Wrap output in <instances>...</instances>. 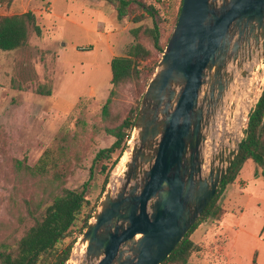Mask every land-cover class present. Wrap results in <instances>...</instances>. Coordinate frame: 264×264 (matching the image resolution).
<instances>
[{
	"label": "rangeland",
	"instance_id": "obj_1",
	"mask_svg": "<svg viewBox=\"0 0 264 264\" xmlns=\"http://www.w3.org/2000/svg\"><path fill=\"white\" fill-rule=\"evenodd\" d=\"M130 1L129 15L123 20L106 0H88L90 17L77 11L79 2H70V20L37 21L42 33L31 30L29 45L14 51L0 50V252L16 253L20 239L65 189H82L87 182V197L96 211L107 188L122 181L126 161L131 159L134 128H123L125 138L120 147L96 156L101 149L112 147L117 140L115 131L126 118L136 120L142 97L163 56L144 31L154 26V19L143 6L157 9L160 43L165 48L182 5V0ZM14 2L0 0V15L21 11L13 10ZM35 4L33 1L27 8ZM63 4L58 1L57 10ZM39 7L44 15L46 6ZM141 16L142 21H134ZM136 28L140 31L135 37ZM134 42L149 48L151 56L140 63L139 78L113 87L110 61L124 55ZM253 62L255 67L246 61L243 69L231 64L235 80L209 119L207 130L212 129L207 153L212 138L220 150L223 145L238 147L244 136L248 120L245 111L264 86V57L260 62L259 55H253ZM109 98L105 113L103 106ZM46 150L51 163L45 173H40L35 166ZM218 202L223 208L220 220L203 221L191 235L197 249L188 264H264L262 169L253 160L246 161ZM83 226L81 214L72 234L61 244L75 241L73 260L86 228Z\"/></svg>",
	"mask_w": 264,
	"mask_h": 264
},
{
	"label": "water",
	"instance_id": "obj_2",
	"mask_svg": "<svg viewBox=\"0 0 264 264\" xmlns=\"http://www.w3.org/2000/svg\"><path fill=\"white\" fill-rule=\"evenodd\" d=\"M256 54L261 62L264 0H183L142 97L124 177L116 191L107 188L79 239L84 255L78 263L71 255L67 264H162L198 222L237 156L241 141L231 150L212 148L206 163L207 127L235 80L231 64L255 67Z\"/></svg>",
	"mask_w": 264,
	"mask_h": 264
},
{
	"label": "trees",
	"instance_id": "obj_3",
	"mask_svg": "<svg viewBox=\"0 0 264 264\" xmlns=\"http://www.w3.org/2000/svg\"><path fill=\"white\" fill-rule=\"evenodd\" d=\"M113 4L117 18L123 20L129 15L130 0H106ZM183 3V0H182ZM149 16L154 19L153 27H146L145 33L152 38L155 48L161 53L165 48L160 43V27L157 17V9L154 6H143ZM182 7V5H181ZM180 7V10H181ZM180 13V11H179ZM179 17V16H178ZM143 16L134 18L135 22L142 21ZM31 30L41 35L42 29L37 23L34 12L12 15H0V49L4 51L16 50L29 45ZM140 29H133L138 36ZM124 55L114 56L110 61L111 84L113 87L134 78H139L141 70L139 65L151 56V50L140 42L129 45ZM154 69L152 70V73ZM114 93V89L111 91ZM50 95L51 92L49 91ZM110 98L103 106L106 113ZM264 91L255 107L251 110L245 135L239 144L237 156L233 160L229 171L225 175L215 196L202 213L198 222L191 227L186 236L177 244L171 254L162 264H188L197 244L192 238L193 232L205 220H220L223 208L218 200L224 190L233 184L248 160H253L262 169L264 177ZM263 127L260 131V125ZM135 117H128L115 131L117 140L112 147L101 149L97 158L106 152L120 147L125 138L123 128H134ZM51 163L49 150H46L38 159L35 168L40 173H45ZM108 183V177L105 180ZM88 183H84L82 189H65L47 206L44 215L37 220L28 232L20 239L16 253L0 252V264H67L75 241L61 246L65 239L72 234L73 226L83 214V228L87 227L93 217L95 206H91V200L87 197ZM61 246V248H60Z\"/></svg>",
	"mask_w": 264,
	"mask_h": 264
},
{
	"label": "crops",
	"instance_id": "obj_4",
	"mask_svg": "<svg viewBox=\"0 0 264 264\" xmlns=\"http://www.w3.org/2000/svg\"><path fill=\"white\" fill-rule=\"evenodd\" d=\"M27 1H29V3L26 2V0H15L14 5L12 7L13 10L14 9L15 10H19V8H21L22 10L21 11L19 10V11H16V12H12V13L13 14H18V13H24V12L32 11V12L35 13L37 21L39 22V24H40V21H43L45 19H48V21L50 20V22H54L55 20L57 21V20H60V19L61 20L62 19L63 20L64 19L70 20V18H69V16H70L69 15V9H68L70 2L71 3L72 2H79L80 5L77 8V11L79 13H81V14H85L87 17H88V15H89V17L92 16V10H91V8H89L91 6H88L89 5L88 4V0H41V2H43L42 5L37 2L38 0H27ZM33 1L36 2V4H35L36 7L31 8V9L27 8V7L30 6V3L33 2ZM58 1H60L61 3H65V4H63V8H61V9L59 8L57 10L56 4L58 3ZM44 5L46 6L45 8H46L47 11H45L44 15H42L41 14L42 11H41L39 6H44ZM6 15H12V14H6ZM56 28L58 29L59 27H56ZM1 51L2 52H6L4 50H1ZM11 51H14V50H11ZM58 52H59V55H60L59 59H62V57L64 55L63 49H60Z\"/></svg>",
	"mask_w": 264,
	"mask_h": 264
},
{
	"label": "bare ground",
	"instance_id": "obj_5",
	"mask_svg": "<svg viewBox=\"0 0 264 264\" xmlns=\"http://www.w3.org/2000/svg\"><path fill=\"white\" fill-rule=\"evenodd\" d=\"M214 125V124H213ZM210 129H212V128H210ZM210 129L207 131V142H208V140H209V131H210ZM212 141H213V143L210 145V147H211V149L212 148H214V153L215 152H218V151H220V150H225V149H228V150H231L230 149V147L229 146H227V145H223V146H221V148H220V150H218L217 149V147H216V138H212ZM207 142H206V146H205V148H204V154H205V156H206V147H207ZM210 149V150H211ZM210 150H209V152L207 153V157H206V163H209V154H210ZM228 150H227V152H228ZM227 152H226V154H227ZM117 186H118V184H117V182H113L112 183V188H111V186H110V188L112 189V191L114 192V191H116V189H117ZM78 247H79V249H78ZM85 249H86V245H84V244H80V245H78L77 247H76V250H75V252L76 251H78V253H79V256H76L75 258H74V260H73V257H72V262L73 263H78L79 262V258L81 257V256H83L84 255V252H85ZM75 254V253H74Z\"/></svg>",
	"mask_w": 264,
	"mask_h": 264
}]
</instances>
